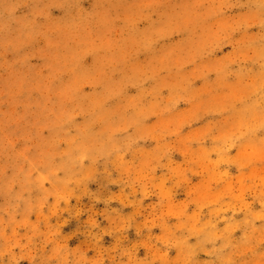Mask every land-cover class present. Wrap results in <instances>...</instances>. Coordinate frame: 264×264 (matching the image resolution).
<instances>
[{
	"label": "rangeland",
	"instance_id": "obj_1",
	"mask_svg": "<svg viewBox=\"0 0 264 264\" xmlns=\"http://www.w3.org/2000/svg\"><path fill=\"white\" fill-rule=\"evenodd\" d=\"M0 264H264V0H0Z\"/></svg>",
	"mask_w": 264,
	"mask_h": 264
}]
</instances>
